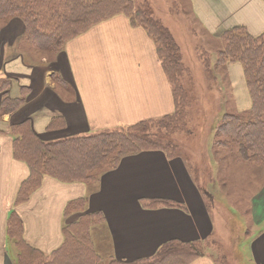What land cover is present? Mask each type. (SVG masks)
Segmentation results:
<instances>
[{
	"label": "crops",
	"instance_id": "obj_1",
	"mask_svg": "<svg viewBox=\"0 0 264 264\" xmlns=\"http://www.w3.org/2000/svg\"><path fill=\"white\" fill-rule=\"evenodd\" d=\"M160 15L180 47L184 29L194 30L195 38L199 30L212 40L235 28L253 37L264 35V0H171ZM25 30L20 18L0 23V85L8 83L0 93V264L18 261L8 234L12 212L23 222L27 244L49 258L64 244L66 226L85 215L101 214L91 236L103 260H149L165 244L177 241L196 243L203 251L189 264H221L210 253L218 245L216 239L248 234L244 264H264V197L257 198L260 217L251 227L233 217L226 224L190 162L162 150L126 156L92 184L45 175L28 200L17 203L30 169L14 156L15 126L29 122L42 141L52 143L163 119L176 111L174 87L155 41L126 15L92 26L47 59L33 51L30 61ZM230 69L238 81L236 89L249 95L242 65ZM7 98L24 102L6 112ZM80 199H86L84 210L66 213L68 205ZM152 200L172 205L152 207Z\"/></svg>",
	"mask_w": 264,
	"mask_h": 264
},
{
	"label": "trees",
	"instance_id": "obj_2",
	"mask_svg": "<svg viewBox=\"0 0 264 264\" xmlns=\"http://www.w3.org/2000/svg\"><path fill=\"white\" fill-rule=\"evenodd\" d=\"M124 14L133 25L142 26L155 41L163 67L174 87L176 111L163 119L141 122L128 128L105 130L94 135L47 143L32 130L29 122L14 127L16 136L14 156L25 162L30 175L22 184L17 203L28 200L45 175L62 182L92 184L106 171L116 168L121 160L142 151L162 150L175 157L176 147L164 144L151 134L149 128L161 126L175 128L183 118L187 92L180 85L185 72L180 45L169 28L158 20L148 4L133 6V0H0V23L7 24L20 18L26 25L23 40L47 52H59L73 38L92 26ZM222 39L226 48L222 63L237 62L244 67L252 108L244 115H226L219 127L220 143L238 145L244 161L264 164V35L251 36L244 28L226 32ZM8 86L5 80L0 93ZM24 100L5 99L4 109L11 112ZM54 122L52 123V125ZM86 199L70 203L66 213L83 211ZM152 207L170 206L165 200H152ZM101 214L83 216L77 223L64 228L65 241L50 258L32 248L24 239L23 222L15 212L9 219L8 234L19 252L17 264H189L203 255L196 243L182 244L172 241L165 244L149 260L122 262L103 260L92 240V230L100 224Z\"/></svg>",
	"mask_w": 264,
	"mask_h": 264
},
{
	"label": "rangeland",
	"instance_id": "obj_3",
	"mask_svg": "<svg viewBox=\"0 0 264 264\" xmlns=\"http://www.w3.org/2000/svg\"><path fill=\"white\" fill-rule=\"evenodd\" d=\"M170 1L133 0V6L148 4L155 17L163 23L165 21L160 10ZM173 29L180 33V27ZM196 33L198 38H195L194 30L184 29L181 34L183 38H179L185 67L179 83L188 93L183 118L175 128L156 125L149 128V132L155 133L162 143L175 146V157L181 155L190 162L208 191L212 206L220 210L226 224L233 217L236 218L233 220L243 222L244 227H251L260 217L256 208L259 203L257 198L261 195L264 197V164L244 161L235 143L222 145L220 142L225 138L218 136V130L226 115L249 113L252 98L250 94L243 96L238 87L236 89L238 81L231 74L233 70L230 67L237 62H221L226 41L208 39L199 30ZM27 45L24 49L30 61L35 56L33 51L46 59L56 53ZM244 82L247 85L246 78ZM247 235L224 234L218 237V245L210 249L211 255L219 258L221 264H244Z\"/></svg>",
	"mask_w": 264,
	"mask_h": 264
}]
</instances>
